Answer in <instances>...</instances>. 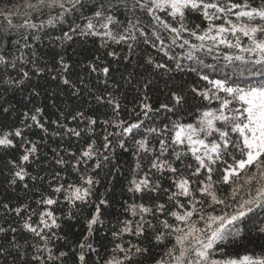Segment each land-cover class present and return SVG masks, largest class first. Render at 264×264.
I'll list each match as a JSON object with an SVG mask.
<instances>
[{
    "label": "snow or ice",
    "instance_id": "6c2138e0",
    "mask_svg": "<svg viewBox=\"0 0 264 264\" xmlns=\"http://www.w3.org/2000/svg\"><path fill=\"white\" fill-rule=\"evenodd\" d=\"M193 16L198 20L195 24ZM57 27L61 32L55 37L57 46L92 39L107 57L135 63L136 71L121 79L139 88V111L127 110L131 120L123 117L120 99L109 91H119L118 83L109 84L114 69L99 55L88 62V74H97L105 85L103 92L84 77L77 85L66 75L69 64L59 58L51 78L72 89V97L87 96L108 111L102 119L83 110L60 113L65 120H79L83 128L51 121L57 125L54 136L75 137L84 144L73 151L71 145L61 143L52 150L51 159L33 162L38 168L70 167L76 178L59 182L63 177L55 171L47 184L49 192L35 189L37 208L27 203L0 204L5 215L14 214L20 221L19 229L0 225V264H68L69 258L71 264H89L90 255L97 257L98 264H144L149 257L151 264H264V247L239 255L226 251L227 244L243 240L249 232L264 237V0L10 2L0 9V98L22 89L34 76L53 71L39 64L29 41H39ZM113 45L121 52L110 50ZM202 56H210L214 63H206ZM185 72L206 82L203 88L195 82L188 86L193 98L207 102L189 114L191 122L176 116L187 96L180 90L182 85L172 83L176 74ZM238 76L258 79L244 85L234 79ZM153 88L166 91L171 103L154 107L149 102ZM161 110L171 115L165 116L167 122L156 123ZM42 112L40 107L24 112L31 121H23L24 127L48 132L40 119ZM15 138L22 141L20 147H31L24 148L19 162H8L9 184L25 182L26 177L34 184L44 182L46 177L39 171L31 175L26 170L25 162L36 157L39 149L21 128L0 134V147H14ZM117 148L125 154L131 151L134 158L127 189L134 199L121 203L123 218L118 216L108 229L112 247L104 246L101 256L90 240L99 231L94 225H105L104 207L111 204L103 193L99 200L93 196L101 183L99 173L119 168ZM24 188H29L28 183ZM61 204L68 207V220L87 212L86 232L68 250L59 244L64 241L67 246L66 236L56 231H62L59 221L64 217L52 207ZM132 237L146 241V246L133 243Z\"/></svg>",
    "mask_w": 264,
    "mask_h": 264
},
{
    "label": "trees",
    "instance_id": "16d2710c",
    "mask_svg": "<svg viewBox=\"0 0 264 264\" xmlns=\"http://www.w3.org/2000/svg\"><path fill=\"white\" fill-rule=\"evenodd\" d=\"M15 3L16 0H0V9L8 7L9 4ZM192 23L198 22L195 16L190 18ZM67 30L66 26L65 29ZM61 32L59 27L55 30H49L48 35H43L39 41L29 43L32 44V51L37 54L38 62L41 66H47L52 68L53 71L50 73L42 74L40 77H33L30 82H26L22 89H18L13 93H9L6 96L0 98V134L4 131H12L14 128H21L25 137L29 140L36 142L38 144V154L36 157H30L28 162H25L26 170L31 174L35 175L37 171L41 175L46 177V180L42 183H33L29 178L26 177L25 182L28 183L29 188H24L25 182H17L16 185L9 184V180L12 179L11 176V165L8 163L10 160L19 162V157L24 153V148L31 147V144H24L20 147L22 141L20 138H15L14 147L3 148L0 147V204L9 203L12 207L18 206L21 203H27L32 206V208H37L35 200L39 198L38 193L35 191L36 188H41L45 192H49L47 184L51 181V177L55 171H60L62 181L59 182H71L75 180L76 176L71 172L69 167L66 170H61L59 166L51 165L43 168H38V166L33 162L34 159L52 158V150L57 148L61 143L68 147L72 146L73 151H77L83 146V140H77L75 137L65 138L61 140L59 136H54L53 132L57 129V125L52 124L51 121L59 120L61 126L67 124L70 127H76L77 124L83 128V123L79 120H65L64 117L60 115L64 112L68 115L70 112L83 110L87 115H92L95 113L96 117L99 119L103 118V113L108 111L106 108H99L95 105V102L89 100L87 96L83 99H77L72 97V89L68 86L62 84L59 79L53 80L51 77L56 75V67L59 58L62 56L64 61L69 64V72L66 74L68 78L73 80L79 85V77H84L85 81H90L95 89L103 92L105 91V85L99 83L96 79L95 73L89 76L88 74V62L95 56L99 55L104 64H111L114 72L112 79L109 80V84L118 83L119 91H115L109 88V91H113V94L120 99V103L125 111L123 112V117L125 119L131 120L132 116L129 115L127 110H131L134 107L136 111H139L137 106L139 100V88L130 87L125 80L121 79V76H127L128 72H135V63L128 64V62L121 61L118 58L114 59L112 57H107L104 49L99 48V42H93L92 39L86 41H80L76 39L75 42H67L60 46H57L59 42L55 41V37L60 36ZM16 37H12L13 51L14 41ZM99 49V50H98ZM117 52H121V47L113 45L112 49ZM126 51V49H124ZM155 52V50H150ZM215 55V53H213ZM158 58V57H157ZM206 63H214L210 56H202ZM191 63V62H187ZM127 65V70L125 68ZM28 67H31L30 65ZM15 76V73H13ZM219 78V74L217 77ZM241 78V79H240ZM237 82L244 85L252 82L258 77H234ZM198 83L199 87L203 88L206 86V82L200 81L195 73L189 74L187 72L183 74H176L174 81L172 83L176 85H182L181 91H183L187 96V103L183 105L182 108H178L176 116H179L183 122H191L189 118L190 113H194L197 107H205L207 105L206 101H201L198 97L193 98V94L188 90L189 84ZM135 83V81H133ZM33 86H35V92L33 91ZM162 87V85H161ZM39 93V94H36ZM154 107L159 108L161 103H171L169 96L166 91H161L159 88H153L150 92V101ZM213 106L215 102H213ZM34 107H40L43 112L40 115V119L48 128V132H43L38 128H25L23 121L27 120L31 123L23 114L26 111H31ZM8 108V112H4L3 109ZM171 115L166 114L163 110L159 117L156 119V123L160 121H165V116ZM176 116L172 118L175 119ZM194 119V116L192 117ZM167 122V121H165ZM99 129V126L97 125ZM111 130V129H109ZM103 133L101 132V135ZM129 146H131V141H129ZM63 154V153H62ZM116 155L118 157L119 168L115 171H109V169H103L99 173V179L101 183L96 186L94 200H99L101 193L104 194V198L109 200L111 207H104L105 216L102 219L105 220V225H94V228L99 229V231H94L90 242L99 249L101 256L104 255L106 248L110 249L112 247L111 243V233L108 231L109 228L113 226L117 217L123 218L119 214L122 212L120 207L121 203L125 200L131 202L134 197L133 194L128 192L129 180L132 178V169L134 167V158L129 151L125 154L121 149L117 148ZM66 159H70L65 155ZM83 167V166H81ZM53 185L57 181H52ZM167 186V184H165ZM139 194H137L138 196ZM147 197H145V202H147ZM56 209L57 216H63L64 218L60 220L61 228L57 229V233L61 236H66L67 246H65L64 241H60L59 244L63 250H68L71 248L73 242H77L84 232H86V226L84 224L83 217L87 215V212L83 213L76 220H68L67 212L68 207L66 204L53 205ZM264 218V217H261ZM35 219V218H34ZM7 220L8 223H5ZM0 225L8 227L9 225L15 226L19 229L20 221L14 214H7L0 210ZM71 225V227H69ZM106 237V238H105ZM125 239H129L126 235ZM133 243L141 242L146 246V241H137L135 237L131 238ZM23 243V239L20 240ZM264 247V237H258L253 232H249L243 240L237 241L235 244L229 243L226 245V251L229 255H239L244 254L246 251L256 250L257 252ZM153 254L158 255L156 249H153ZM143 259V258H140ZM89 264H98V259L95 255H90L88 257ZM152 257H149L144 264H151ZM68 264H71V258H69Z\"/></svg>",
    "mask_w": 264,
    "mask_h": 264
},
{
    "label": "rangeland",
    "instance_id": "374dc122",
    "mask_svg": "<svg viewBox=\"0 0 264 264\" xmlns=\"http://www.w3.org/2000/svg\"><path fill=\"white\" fill-rule=\"evenodd\" d=\"M241 79V78H240ZM236 80V79H235ZM237 81V80H236Z\"/></svg>",
    "mask_w": 264,
    "mask_h": 264
}]
</instances>
